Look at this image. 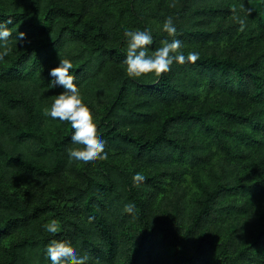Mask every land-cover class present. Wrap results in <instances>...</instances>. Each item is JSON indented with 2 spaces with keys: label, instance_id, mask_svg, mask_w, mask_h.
Segmentation results:
<instances>
[{
  "label": "trees",
  "instance_id": "1",
  "mask_svg": "<svg viewBox=\"0 0 264 264\" xmlns=\"http://www.w3.org/2000/svg\"><path fill=\"white\" fill-rule=\"evenodd\" d=\"M167 16L198 59L128 76L124 30L151 29L155 49L171 39ZM8 19L0 264H46L49 243L86 253V264H264V0H0ZM60 59L106 141L94 165L69 163L70 123L45 115L63 90L49 75ZM114 153L151 174L134 182ZM18 174L56 182L51 200L11 194ZM49 214L54 236L42 227Z\"/></svg>",
  "mask_w": 264,
  "mask_h": 264
},
{
  "label": "clouds",
  "instance_id": "2",
  "mask_svg": "<svg viewBox=\"0 0 264 264\" xmlns=\"http://www.w3.org/2000/svg\"><path fill=\"white\" fill-rule=\"evenodd\" d=\"M251 12L252 9H247ZM240 23L241 30L245 26V20L236 17ZM13 21L8 19L0 21V47L8 45L13 33L9 28ZM161 30L168 34L169 38L161 41V46L151 48L153 44L152 30L131 28L124 30L126 41L125 56L122 63L125 71L130 77H139L147 73L162 74L171 70L174 63L183 64L186 61H195L199 57L196 51L184 53L182 41L176 38L177 26L172 16L165 17L161 25ZM24 32H18L15 39L22 41ZM2 59V55H0ZM72 62L69 59H60L57 66L50 69L49 75L51 88L61 87L63 90L55 94L51 107L45 109V115L53 120L59 119L70 123L72 134L69 143L73 148L67 151L69 163L79 166L94 165L98 159L107 156L105 151L106 141L97 135V129L91 124L89 111L83 106L80 96L76 76L73 74ZM134 182H142L145 176L136 173L133 176ZM128 212H132L134 205L125 206ZM42 227L50 235L57 233V224L54 219L45 222ZM46 264H86L88 255L81 254L80 251L73 250L64 243H49L44 252Z\"/></svg>",
  "mask_w": 264,
  "mask_h": 264
},
{
  "label": "rangeland",
  "instance_id": "3",
  "mask_svg": "<svg viewBox=\"0 0 264 264\" xmlns=\"http://www.w3.org/2000/svg\"><path fill=\"white\" fill-rule=\"evenodd\" d=\"M252 12H258L261 9L259 2H253L250 4ZM111 160L120 165L126 172L134 176L136 173H141L144 176H149L151 174L150 170L140 168L136 163L133 162L129 157L119 154H112ZM230 161H232L230 159ZM264 176V174H263ZM190 184V183H189ZM56 182L54 181H43L36 177H30L23 174H18L9 187V191L15 197L20 198L21 200L31 199L33 201L43 200L50 201L52 198V192L56 188ZM54 219L57 224V231L60 229V222L54 214H49L44 217V223ZM15 237H12L10 240H15Z\"/></svg>",
  "mask_w": 264,
  "mask_h": 264
}]
</instances>
